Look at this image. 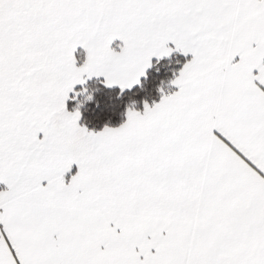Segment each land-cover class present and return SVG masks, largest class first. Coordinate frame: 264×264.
<instances>
[{
    "label": "snow or ice",
    "instance_id": "snow-or-ice-1",
    "mask_svg": "<svg viewBox=\"0 0 264 264\" xmlns=\"http://www.w3.org/2000/svg\"><path fill=\"white\" fill-rule=\"evenodd\" d=\"M0 264H264V0H0Z\"/></svg>",
    "mask_w": 264,
    "mask_h": 264
},
{
    "label": "trees",
    "instance_id": "trees-1",
    "mask_svg": "<svg viewBox=\"0 0 264 264\" xmlns=\"http://www.w3.org/2000/svg\"><path fill=\"white\" fill-rule=\"evenodd\" d=\"M184 60L185 57L180 53H173L171 57H165L159 63L154 59L153 67L148 70L147 76L142 78V85L123 93L118 86H105L101 78H92L84 86L78 85L77 88L86 86L94 96L92 101H86L81 108L83 113L81 122L96 129L102 128L105 124L118 126L126 119L127 108L133 102L137 109L143 110L145 100L153 103L160 99L161 87L165 91L173 90L170 81L174 78V73L182 67ZM79 99L84 100L85 95L81 94ZM76 103L69 102L70 110Z\"/></svg>",
    "mask_w": 264,
    "mask_h": 264
},
{
    "label": "rangeland",
    "instance_id": "rangeland-1",
    "mask_svg": "<svg viewBox=\"0 0 264 264\" xmlns=\"http://www.w3.org/2000/svg\"><path fill=\"white\" fill-rule=\"evenodd\" d=\"M95 78V77H94ZM100 78H102L103 80H104V78L103 77H100Z\"/></svg>",
    "mask_w": 264,
    "mask_h": 264
},
{
    "label": "crops",
    "instance_id": "crops-1",
    "mask_svg": "<svg viewBox=\"0 0 264 264\" xmlns=\"http://www.w3.org/2000/svg\"><path fill=\"white\" fill-rule=\"evenodd\" d=\"M181 54V53H180ZM155 59V58H154ZM102 79V78H101Z\"/></svg>",
    "mask_w": 264,
    "mask_h": 264
}]
</instances>
